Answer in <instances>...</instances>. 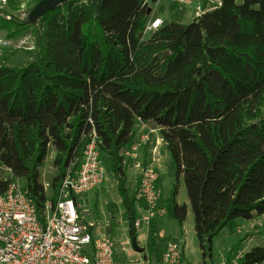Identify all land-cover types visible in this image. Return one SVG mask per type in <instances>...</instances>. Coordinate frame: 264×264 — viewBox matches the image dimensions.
Segmentation results:
<instances>
[{"label":"trees","instance_id":"trees-1","mask_svg":"<svg viewBox=\"0 0 264 264\" xmlns=\"http://www.w3.org/2000/svg\"><path fill=\"white\" fill-rule=\"evenodd\" d=\"M41 1L7 0L0 10V31L9 39L33 33L36 52L23 67L0 66V194L12 181L2 177L6 168L27 180L42 218L40 169L49 147L58 153L56 201L91 119L137 243V202L126 189L122 151L136 121L151 123L176 179L184 177L203 264H214L213 241L232 221L264 215V0H221L192 23L166 24L146 40L152 12L143 0H72L34 26L13 15ZM178 194L176 185L172 216L183 229L188 207ZM243 243L228 252V263ZM239 264H264V247Z\"/></svg>","mask_w":264,"mask_h":264},{"label":"built area","instance_id":"built-area-1","mask_svg":"<svg viewBox=\"0 0 264 264\" xmlns=\"http://www.w3.org/2000/svg\"><path fill=\"white\" fill-rule=\"evenodd\" d=\"M151 8L162 0H143ZM178 6L197 4L195 18L212 9L215 0H169ZM6 2V0H4ZM208 6L204 8V4ZM217 5L220 3L217 2ZM163 13L151 14L143 39H148L161 30L164 23ZM11 48V43L0 36V56ZM92 128L83 135L86 145L82 156L74 159L66 170L62 181L60 196L54 201L53 196L46 200L42 218L27 191L18 187L13 179L3 194H0V264H116L115 248L112 238L104 236L96 239L93 235L94 224L86 221L81 212L79 195L98 189L105 181L106 167L102 157V139L91 119ZM150 130L149 134H154ZM142 136L132 145V152L149 144L150 135ZM158 176L145 168L139 178L135 199L137 204L145 202L148 210L143 218L149 223L157 215H164L165 210L158 208L156 183ZM114 227V223H109ZM109 225V226H110ZM135 228H141L136 221ZM183 256V245L173 244L167 250L162 264H176ZM243 254L238 253L231 260L218 264H239ZM135 264H153L139 258Z\"/></svg>","mask_w":264,"mask_h":264},{"label":"rangeland","instance_id":"rangeland-1","mask_svg":"<svg viewBox=\"0 0 264 264\" xmlns=\"http://www.w3.org/2000/svg\"><path fill=\"white\" fill-rule=\"evenodd\" d=\"M215 1V5H217V0ZM5 5L6 2L0 0V10H4ZM197 7V4L191 6H178L172 4L169 0H162L159 4L151 5L152 14L163 13L165 24L177 22L184 25L193 22ZM32 9L28 7L27 4H24L22 9L19 12H14L13 15L16 16L20 22H23L26 20ZM0 36L5 37L11 43V48L3 52L0 56V66L23 67L35 60L36 52L33 43V33H28L17 39H9L4 32L0 31ZM72 120L73 119H71L70 122ZM150 126L154 130L157 129V133L155 132L152 135H154L153 139H156L155 143L159 147V152L157 153L155 161L150 154L147 158L146 164L143 147L140 148L139 152L136 154L132 152L131 144L122 151L124 165L127 170L126 189L129 197L132 198L137 190L139 169H152L158 176V181L156 183L158 207L164 209L166 214L156 216L152 220L150 223L152 233H150V235L145 237L143 236V231H141V229L140 231H137L136 242L141 243L143 239L147 241L149 240V246H147L151 248L154 246V243L157 242L154 247L153 257L154 262L157 261L160 264L164 261L169 245H182L185 243V252L188 255L189 262L191 264H203V255L195 231V216L190 206L184 177L179 180L176 179L175 167L170 153L167 150V146L162 141L160 130L154 124H151ZM135 129L136 126L134 127V130ZM55 153L57 157L58 153L55 147L50 145L48 157L40 169V182L45 187L46 200H50L53 196L52 184L58 174V168L55 165L56 157H53ZM102 157L106 167L105 181L103 185L98 189L85 193L84 195H79L78 199L81 203L80 210L86 221L94 223L95 227L93 229V235L96 239L102 238V235L112 238L116 260L121 264L122 260L126 259L130 254L129 252H131V250L134 252L137 251L132 246L133 242L129 234V222L126 219V210L118 190L116 179L110 168L109 156L102 152ZM1 174L4 180H13L11 172L6 168L1 169ZM16 182L20 189L26 191V179L19 178L16 179ZM176 185L179 187V194L177 196L178 204L187 205L189 208L188 217L183 229L172 216V193ZM146 209L148 210V207L145 202H139L137 204V220L141 222V226L145 223L143 218L146 216ZM113 218H115V220H113ZM256 218H259V220L254 223H249L241 218L236 219L214 239L213 260L216 261L214 264L225 261L226 256L232 247L240 243L242 240L244 242L248 241L246 244L243 243L242 248H248L249 245H251V242L258 247H264V216H256ZM109 223H114L115 226L111 227ZM256 223L257 225L251 227L252 224ZM157 225L159 230L164 231L163 239L157 237ZM236 255H238V253ZM134 263H136V261Z\"/></svg>","mask_w":264,"mask_h":264},{"label":"crops","instance_id":"crops-1","mask_svg":"<svg viewBox=\"0 0 264 264\" xmlns=\"http://www.w3.org/2000/svg\"><path fill=\"white\" fill-rule=\"evenodd\" d=\"M220 1L221 0H217V2L218 3H220ZM151 124L150 123H144V122H142V121H136V129L134 130V133H135V138H134V140H133V142L131 143V145H133L134 143H137L139 140H140V138L143 136H145V135H147V134H149V132H148V130L150 129V130H154L151 126H150ZM149 130V131H150ZM156 131V133H157V129L155 130ZM150 136V142H149V144H146V145H144L143 146V150L145 151V160H146V164H147V158H148V156L151 154L152 156H153V158H154V161H155V158L157 157V153L159 152V147L157 146V144L155 143L156 142V139L154 140L153 139V137H154V135H152V134H149ZM162 138V137H161ZM160 141H161V139H160ZM162 141H163V139H162ZM164 142V141H163ZM166 145V144H165ZM123 156V155H122ZM124 157V156H123ZM142 171H143V168H141V169H139V174H138V180H137V182L139 181V178H140V175H141V173H142ZM138 184V183H137ZM191 206V205H190ZM188 207V206H187ZM159 208V207H158ZM147 210V209H146ZM146 210H145V212H146ZM188 211H189V208H188ZM144 212V213H145ZM166 214V213H165ZM157 216H159V215H157ZM161 216V215H160ZM264 216V215H263ZM262 216V217H263ZM156 217V216H155ZM154 217V218H155ZM188 217V216H187ZM153 218V219H154ZM153 219H151L150 220V222L149 223H147V222H145L142 226H141V231H143V236H148V235H150V233H152V230H151V226H150V223L152 222V220ZM113 220H115V218H113ZM258 220H259V218H253L251 221H247V222H249V223H254V222H258ZM147 223V224H146ZM186 223V222H185ZM94 224V223H93ZM255 225H257V223L256 224H252L251 225V227H254ZM140 229L139 230H137V231H140ZM103 237L105 236V235H102ZM102 237V238H103ZM144 237V238H145ZM157 237H160L161 239H163L164 238V231L163 230H159L158 229V225H157ZM96 238V237H95ZM141 240V239H140ZM143 242V243H142ZM149 240L147 241V240H145V239H143L142 241H141V243H137V245L139 246V248L140 249H143L144 250V252L143 253H139V252H134L133 250H131V252H129L130 254L126 257V259H124V260H122V262H121V264H135L134 262L135 261H137L140 257L141 258H144L145 260L147 259V260H149V261H151V262H153V264H160V263H158L157 261H155L154 262V257H153V254H154V247H155V245L157 244V242H155L154 243V246L151 248V247H148L149 245ZM246 243H248V241H245L244 242V244H246ZM148 245V246H147ZM173 245V244H172ZM183 245V256H182V259H181V261L180 262H178V263H176V264H191L190 262H189V260H188V255L186 254V252H185V243H183L182 244ZM243 245V244H242ZM125 246H127V245H125ZM133 246V245H132ZM171 245H169V247H170ZM168 247V248H169ZM255 247H258L257 245H255V244H252V242H251V245H249V247L248 248H242V246H241V248H240V250L238 251V253H241V254H244V253H246V252H249L251 249H253V248H255ZM147 249H148V252H147ZM145 253V254H144ZM144 254V255H143ZM133 255V256H132ZM224 259V258H223ZM222 259V260H223ZM115 260H116V255H115ZM134 260V261H133ZM214 262H216V261H214ZM116 264H119L118 263V261L116 260Z\"/></svg>","mask_w":264,"mask_h":264},{"label":"water","instance_id":"water-1","mask_svg":"<svg viewBox=\"0 0 264 264\" xmlns=\"http://www.w3.org/2000/svg\"><path fill=\"white\" fill-rule=\"evenodd\" d=\"M72 0H42L39 2L30 12V14L26 18V22L30 26H34L37 24V22L43 18L47 13L52 12L56 10L58 7L69 3ZM154 2L156 0H153ZM150 12H152V9L150 8ZM53 157H56V153L53 155ZM133 247L136 249L137 252L143 253L144 250L140 249L137 243L133 242Z\"/></svg>","mask_w":264,"mask_h":264}]
</instances>
